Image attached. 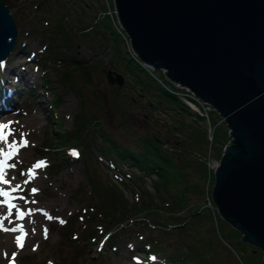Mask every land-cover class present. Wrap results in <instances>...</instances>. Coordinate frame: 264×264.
<instances>
[{
    "label": "rangeland",
    "instance_id": "1",
    "mask_svg": "<svg viewBox=\"0 0 264 264\" xmlns=\"http://www.w3.org/2000/svg\"><path fill=\"white\" fill-rule=\"evenodd\" d=\"M10 1L19 33L10 54L0 60L1 69L8 64L3 74L0 71V95L6 92L0 96V121L3 117L17 119L21 112L40 118L38 135L26 147L18 145L16 160L4 162L7 154L0 156L5 173L11 176L5 179L12 184L2 191L0 183V190L7 193L0 195V206L9 212L8 216L0 211V220L6 229H18L0 231V264H13V253L14 264H145L142 259L151 253L143 247L154 246H166L156 259L173 255L178 258L173 264H248L253 249H260L264 256L262 248L250 242L244 245L241 234L214 203V170L198 155L219 157L215 135L209 141L208 121L196 122L194 114L179 111L168 100L160 101L157 84H143L125 71L119 53H132L130 37L123 34L114 0ZM109 20L122 33L119 40L106 28L104 22ZM111 68L124 75L123 85L109 82ZM216 115L210 114L213 124L219 118ZM85 118L95 119L94 124L87 123L93 131L92 135L88 132L87 143L73 134ZM200 127L206 130L202 147L196 143ZM101 129L134 149L146 137L163 138L167 151L186 165V185H200L189 193V203L176 208L187 215L193 207H200L201 214L189 218L182 229L167 227L172 222L171 209H175L169 205L158 216L165 222L158 224L156 219L157 224L151 223V215L140 210L136 201L156 196V175L144 176L126 162L120 168L114 166L112 158L102 153L106 139ZM181 142L190 145L191 152L175 147ZM73 150L79 155H73ZM38 162L42 164L36 168ZM35 169L43 173V181L29 180L27 173ZM30 205L46 212L41 232L23 224L27 220L23 209ZM124 205L128 206L125 213ZM109 214L116 220L111 222ZM129 218L134 220L116 224L117 219ZM17 237L22 248L5 247L9 238Z\"/></svg>",
    "mask_w": 264,
    "mask_h": 264
},
{
    "label": "water",
    "instance_id": "2",
    "mask_svg": "<svg viewBox=\"0 0 264 264\" xmlns=\"http://www.w3.org/2000/svg\"><path fill=\"white\" fill-rule=\"evenodd\" d=\"M114 3L141 61L166 68L169 79L190 86L225 118L231 139L214 170L212 198L242 239L264 250V0ZM11 6L0 0V60L19 33ZM107 78L125 81L113 68Z\"/></svg>",
    "mask_w": 264,
    "mask_h": 264
},
{
    "label": "trees",
    "instance_id": "3",
    "mask_svg": "<svg viewBox=\"0 0 264 264\" xmlns=\"http://www.w3.org/2000/svg\"><path fill=\"white\" fill-rule=\"evenodd\" d=\"M109 18V16L107 15ZM106 28H109V32L113 34V38L116 40H119L122 33L119 31H116L114 28L112 21L109 20V22H104ZM106 29L101 30V34H104ZM121 33V35H120ZM118 50L120 49L117 46ZM119 53V52H118ZM119 59L123 62V65L125 67V71L129 74H132L137 78L138 81H140L143 84L150 85V84H157L158 85V92L159 100L160 101H166L168 100L170 103H173L175 106L174 108H177L179 111L183 109L187 113L194 114L192 109L189 108L186 104H184L178 96L172 92L170 89H168L166 86L161 84L158 79L156 78V75L150 73L142 63H140L133 55L132 53H129V50H127V53H119ZM161 72V70H160ZM162 74V72L160 73ZM1 78V77H0ZM2 80V78H1ZM46 82V80H45ZM169 84L170 81H168ZM3 84L0 83V90H2ZM160 96H165L160 97ZM195 115V114H194ZM215 115V114H214ZM218 115L213 116L216 118ZM79 117V116H78ZM202 117H199L196 115L195 121L201 122ZM88 121H90L92 124H94L95 119L85 118L83 122L80 123L76 131H73L74 136H77L80 141H85L87 143V140L89 139L90 135H87L89 131H91V135L93 134V131L90 130L89 125H87ZM217 119H214V123H216ZM200 133L199 139L196 142L199 147H202L204 143L206 142V130L203 127L199 128ZM100 133L103 134L106 141L101 145L102 153L105 154L107 157H111V161L114 166L121 167V162H126L130 166H137L140 170L142 175H152L155 174V180H154V189L156 198L152 196H145L142 197L141 201L137 200L138 207L140 210L144 212H148L149 215L153 218V220L149 219L151 223H158L162 224L165 221L158 218L160 214V210L163 207H168L169 205L174 206L175 209H171L172 213L170 215L172 222H167L166 226H177V228L182 229V225L189 223V218L196 219V215L201 214L200 207H193L191 214L184 215L181 213L177 207H184L187 203H189L190 195L189 193L192 192L194 189L193 187H200L198 185V182L193 183V185L187 186L185 180V171L184 167H186L185 164H181L178 161V157L174 155V153H169L164 146V139L160 136H149L143 139V143L138 145V149H134L131 146H127L122 144L121 142H118L115 138L109 136V134L104 130H99ZM230 138L229 134V128L225 122L218 123L216 125V133H215V142L218 146V155L221 157L223 148L226 145ZM167 144L169 141H167ZM175 147H180L182 149H187L191 152L192 148H190V145H183L182 142L179 145H176ZM77 156V155H76ZM206 169V168H205ZM126 174L129 175L127 172ZM88 182L92 183L93 177L91 175H88ZM137 179L139 176H137ZM213 175V180H214ZM133 179V178H132ZM181 187V188H178ZM176 188V189H175ZM153 194V193H152ZM154 196V194H153ZM150 201V202H149ZM100 207L103 208L102 202L100 204ZM128 206H123L124 213L128 210H125V208ZM129 211L132 213L137 214L134 209H131L129 207ZM110 212V211H109ZM119 214V213H118ZM110 221H114L116 219H111L112 216L110 214L108 215ZM117 216L116 218H118ZM124 217V214L122 215V218ZM139 216H137L138 219ZM157 219V220H156ZM120 220L119 222H116V224L124 225L125 222H131L133 219L129 220H123V219H117ZM156 220V222L154 221ZM138 222V221H137ZM156 223V224H157ZM118 224V225H119ZM241 234L243 238V233H241L238 229H234ZM244 245H247V242H245ZM147 252L151 253V255H146L145 258L142 259V261L145 264H173L178 259L173 255H169V257H162V259H156V255L160 254L161 252L166 251V246H154L153 247H143ZM250 256L248 258V264H261L263 259V254L260 249L256 250L253 249L251 252H249ZM189 254V253H188ZM187 254V255H188ZM186 255V256H187ZM262 255V256H261ZM261 257V260L259 261ZM185 258V257H184ZM183 258V259H184Z\"/></svg>",
    "mask_w": 264,
    "mask_h": 264
},
{
    "label": "bare ground",
    "instance_id": "4",
    "mask_svg": "<svg viewBox=\"0 0 264 264\" xmlns=\"http://www.w3.org/2000/svg\"><path fill=\"white\" fill-rule=\"evenodd\" d=\"M11 52V51H10ZM10 54V53H8ZM6 58V57H5ZM18 65L15 64V67ZM6 68H8V64L4 65ZM3 66V67H4ZM6 68H0V71L2 72V74L4 73V71L6 70ZM19 68H17V71L19 73H21V70H18ZM32 73L29 72V76H31ZM0 76H2L0 74ZM8 79V77H6ZM11 92V91H10ZM9 92V93H10ZM6 92L3 93V95L1 97H5ZM71 102V101H70ZM20 115V113L17 115V119L13 118H5L3 117L2 120L0 121V123L3 124H9V122H11L10 126L8 128H6L4 130V135L7 137L6 141H0V147L4 150V154H7V158H5V160H3L4 162H7V160H11L12 158H15L16 160V156H17V147L18 145H20V141L22 139L27 141V144L30 142V140L32 139V137H36L38 135V121H39V115L38 114H32V113H23ZM9 114V113H8ZM7 114V115H8ZM13 127H17L19 129H21V132H18L17 130L13 129ZM9 133H11V135H9ZM4 154L2 156H4ZM2 160V159H1ZM18 161H22V159L19 158ZM4 162H3V171H6V165L4 166ZM4 171V173H5ZM27 175L29 176V180L32 181H43L45 178L43 177V173L39 170V169H35V170H31L27 173ZM5 177L6 178H10L11 176H9L8 174L5 173ZM14 181V180H13ZM12 188V184L11 183H3L2 184V191L4 189V191H8L9 189ZM0 190V192H2ZM59 198V197H58ZM34 205H30L29 208L27 209H23L25 215H26V221L23 223L24 225H28L30 229L34 230L35 232H41L43 230V219L44 216L46 215V212L43 208L41 207H33ZM1 208V212L5 213L8 215L9 212H7V209L4 207V205L1 204L0 206ZM19 213V212H17ZM9 216V215H8ZM6 216V217H8ZM14 224V223H13ZM11 236V235H9ZM21 242V241H20ZM5 243V242H4ZM5 247L6 248H12L14 250H18L19 247L17 246V240L16 238H9L7 240V242L5 243Z\"/></svg>",
    "mask_w": 264,
    "mask_h": 264
},
{
    "label": "built area",
    "instance_id": "5",
    "mask_svg": "<svg viewBox=\"0 0 264 264\" xmlns=\"http://www.w3.org/2000/svg\"><path fill=\"white\" fill-rule=\"evenodd\" d=\"M124 30V28H122ZM123 34H125V36L127 37V39H129L128 34L125 32V30L123 31ZM132 55L140 62L142 63V65H144L145 68H150V70H148L150 73L156 75V78L158 79V81L163 84L164 86H166L168 89H170L172 92H174L178 98L187 106L190 105L193 108V113L202 117L203 119L205 118L208 121V124L205 125L206 129L208 131V137H209V141L212 142L214 139V135H215V128L216 125L218 124V122L220 120L225 121V118L221 116L220 112L208 101L201 99L200 96L196 95L194 90L191 89L190 86L182 84L179 81H173L171 79H169L165 73L166 68H161V69H155L153 66L144 64L141 59L138 57V55L132 51ZM161 70L162 74L159 73V71ZM171 84H169V82ZM215 113H217V117L218 120L216 121V123H212L210 120V114L214 115ZM225 147V146H224ZM223 152H224V148H223ZM222 152V154H223ZM201 160L205 161L207 166H209V169L211 170H215L218 165L220 164V158L222 157H207L204 156L202 154H198Z\"/></svg>",
    "mask_w": 264,
    "mask_h": 264
},
{
    "label": "snow or ice",
    "instance_id": "6",
    "mask_svg": "<svg viewBox=\"0 0 264 264\" xmlns=\"http://www.w3.org/2000/svg\"><path fill=\"white\" fill-rule=\"evenodd\" d=\"M11 122H9V124H3V123H0V141H6L7 140V137L4 135V130L6 128H8L10 126ZM9 135H11V133H9ZM21 145H23L24 147L27 146V141L22 139L20 142H19ZM4 154V150L2 148H0V156H2ZM73 155H79L77 152H75V150H73ZM41 164L42 162H38L35 167L36 168H39L41 167ZM10 167H15V165H10ZM0 183H10V181L6 180L5 179V173L3 171V167L2 165H0ZM33 192H36L37 189H33L32 190ZM0 195H7V193H4V192H0ZM17 215H20L19 213H17ZM18 229L16 228H13V229H6L4 227V223L2 220H0V231H17ZM20 231H23V228L22 226L20 227L19 229ZM17 246L18 247H23V244L20 242V237H17ZM13 256V264H14V260H15V253L12 254Z\"/></svg>",
    "mask_w": 264,
    "mask_h": 264
}]
</instances>
